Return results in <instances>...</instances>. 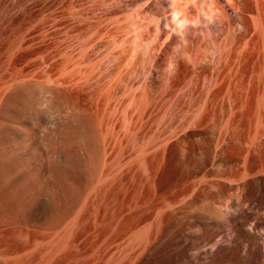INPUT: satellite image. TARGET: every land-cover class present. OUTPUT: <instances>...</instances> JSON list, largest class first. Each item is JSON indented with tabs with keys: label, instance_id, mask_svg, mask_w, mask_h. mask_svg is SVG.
I'll return each mask as SVG.
<instances>
[{
	"label": "rangeland",
	"instance_id": "374dc122",
	"mask_svg": "<svg viewBox=\"0 0 264 264\" xmlns=\"http://www.w3.org/2000/svg\"><path fill=\"white\" fill-rule=\"evenodd\" d=\"M177 2L0 0V264H264V0Z\"/></svg>",
	"mask_w": 264,
	"mask_h": 264
},
{
	"label": "water",
	"instance_id": "95a60500",
	"mask_svg": "<svg viewBox=\"0 0 264 264\" xmlns=\"http://www.w3.org/2000/svg\"><path fill=\"white\" fill-rule=\"evenodd\" d=\"M188 241L187 243L195 240L198 238L197 234L194 233H188L186 235ZM229 242L233 245H236V242L234 240V237L229 238ZM214 244V243H213ZM233 247L231 245H220L217 246V251L215 252V256H220L222 253H230ZM201 252L197 248V251L195 253H191L188 255V257L185 259L184 264H211L212 259H203L200 256Z\"/></svg>",
	"mask_w": 264,
	"mask_h": 264
},
{
	"label": "bare ground",
	"instance_id": "6f19581e",
	"mask_svg": "<svg viewBox=\"0 0 264 264\" xmlns=\"http://www.w3.org/2000/svg\"><path fill=\"white\" fill-rule=\"evenodd\" d=\"M168 2H169V3L172 5V7H173V13H174V14H173V15L170 14V15H171V18H172V19H175V18L177 19L178 16L175 17V14L178 13V12L176 13V9L180 8V7H178V2H177V0H168ZM171 9H172V8H171ZM178 11H179V9H178ZM131 16H133V15H131ZM131 18H132V17H131ZM133 18H134L133 20H135V17H134V16H133ZM182 18H184V16H182L180 19H178L179 22L182 21ZM242 212H244V210H242ZM231 229H232V228H231ZM247 254H248V253H247ZM248 262H249V261H248Z\"/></svg>",
	"mask_w": 264,
	"mask_h": 264
}]
</instances>
